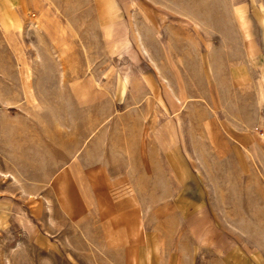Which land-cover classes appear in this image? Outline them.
I'll return each mask as SVG.
<instances>
[{"label":"rangeland","instance_id":"1","mask_svg":"<svg viewBox=\"0 0 264 264\" xmlns=\"http://www.w3.org/2000/svg\"><path fill=\"white\" fill-rule=\"evenodd\" d=\"M0 264H264V0H0Z\"/></svg>","mask_w":264,"mask_h":264},{"label":"bare ground","instance_id":"2","mask_svg":"<svg viewBox=\"0 0 264 264\" xmlns=\"http://www.w3.org/2000/svg\"><path fill=\"white\" fill-rule=\"evenodd\" d=\"M237 11L240 12V9H237ZM238 14H239V13H238ZM238 14H237V15H238ZM238 18H239V21H240V22H243L242 12H241L240 17H238Z\"/></svg>","mask_w":264,"mask_h":264}]
</instances>
